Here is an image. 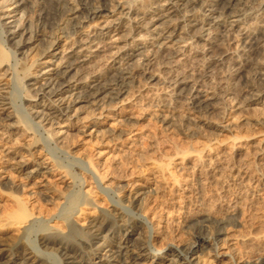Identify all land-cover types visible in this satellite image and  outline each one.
Instances as JSON below:
<instances>
[{
    "label": "rangeland",
    "instance_id": "374dc122",
    "mask_svg": "<svg viewBox=\"0 0 264 264\" xmlns=\"http://www.w3.org/2000/svg\"><path fill=\"white\" fill-rule=\"evenodd\" d=\"M33 1L35 2L36 6ZM61 1L62 0H59V3ZM75 1L76 0H73V2L69 1L71 4H69V2L63 4L62 1V3H60L61 5L58 6V0H29V2H32L33 4H28L27 6L28 9H26V11L28 13L26 12V20L28 21H24L23 25H29L28 28L30 27V33L35 36L36 41L32 45L34 49L31 47L32 50L29 51L30 49L27 47L19 48L16 56L17 60L19 61H17L15 64L11 61V50L7 45H5V51L8 57L7 60L2 62L0 65V74L6 69L11 68V70L8 69V72L15 73V80H13L14 83L10 84L8 81L9 77H0L1 84L5 83L7 86L10 84V87L7 89V91H9V93L11 92L9 96L11 99L9 102L12 103L10 104L12 105L11 107L9 105L4 107L6 111H0V131H7V135L5 134L7 139L5 141H0V166H4L6 164L5 161H3V156L5 155L6 151L3 152L4 148L2 147L5 145V143V148H10V152L19 151L18 154L22 155L23 153V155H26L27 151L31 149L27 145L29 144V141H31V137L33 139L34 136L36 140V145L34 147L35 149L33 148L32 150L34 152L32 158L34 159H46V161H49V163L54 166L55 163H57L58 166L61 165L60 167L63 166L64 169H66L65 172L67 170L75 172L80 168L87 170L89 169L87 160H95L103 165V169L106 170L109 168L108 170L115 172L114 175H116L117 180L114 185L109 186L110 188L108 190L111 189L110 191H105L103 188L101 189L103 191H96V189L93 188L95 186L92 180L88 179L87 176H84V181L85 179L87 180L84 182V186L86 187L83 186L82 192L86 190H88V193L93 191L90 193H93V196L91 197L93 199L95 198L94 204L96 203V207L95 205L83 207L81 205L80 207H77L78 209L80 208L83 210L78 214H81L80 217L78 216L77 218L78 222L76 221V227L79 225L80 228L88 227L92 220L101 219L102 212H107L111 209V205L108 203V200L110 203L111 201L113 203L117 201V199H120L122 202L124 201V203H126L128 202L127 200L131 199V197L133 198L134 194L130 193L131 191L129 192V187H123L126 186L125 183L134 180L147 183L150 181V179H152V176L155 174L157 169L163 167L166 173L164 175V185L162 186L159 193L153 195L154 197L152 195L149 196V198L147 197V199L144 201V206H142V210L143 212L148 213H146V216L149 220H152H150L152 224L158 223L162 224V226L169 224L168 226L170 227H172L174 224L172 228L173 230L170 228L171 230L168 231L167 235H171L170 238H174V243H178L177 246L182 248L184 242H189L191 240L192 233H196V227H191L190 230L187 231H185L186 229L184 230L183 227L181 228L183 225L182 219H184L185 216H191L197 213L199 206H203V204L206 205V208L208 209L209 207H212V211H215L217 214H219V209H221L217 204L219 202V198L222 196L220 199L224 198L223 201L225 199H231L230 192L222 193L219 190L221 182H224L223 177L216 175L214 180H206L207 178H203L201 183L202 185H199L200 182H198L195 170L193 169L194 166L192 165V160L190 159H193L194 155H200L205 163L203 171H205L207 168L208 169L205 172L210 171V168L212 166L214 167L213 159L216 155H227V153H229L228 144L233 138H235L234 136L240 135V137H243L242 139H244L245 136L251 137V135L255 134L253 137L257 139L259 138L258 136L262 135V131H264L263 114L253 109L241 112L244 104H246L245 99L248 98V93H245L253 87L260 88V86L264 84V47L262 46V49H258L259 47H257V49L254 48L256 50H250L248 46L242 49V45H240V39L243 37L246 40L248 36L252 37L253 35H264V12H262L260 15L258 13L259 16H257V12L259 10L258 7H261L260 3H264V0H239L240 4L238 3L239 6L237 7L240 8V10L238 8L237 9L238 12L241 11L240 14L242 15V19L240 18L241 21L239 22L240 24L238 23V26L235 27L234 30L231 29L233 28V25H230L229 23H224L222 24V27H218L217 29H214V27L211 28L209 35L210 37L204 38V40L207 38L208 41H203L194 36H197V28L201 27V23L203 24L205 21L208 22L209 19H204V17L199 14L198 11L190 13L189 15L192 17L196 14V18L199 23L196 27L188 29L191 31L189 36L194 37L191 39V42L189 41L190 44L192 43L191 45H188V43L187 45H184V43H178L177 46H185L183 49L178 48L181 53L177 51V48L168 50V52H164L163 54H161L159 51H157L158 49L155 48V52L153 47L148 46L150 43L153 44V41L148 40L149 37L144 31L139 34H133L130 33V30L127 28V30H120L118 35L112 40L104 38L103 41H101L102 43L99 44V48H93V52L90 54L93 56V58H91L88 63L81 67V71L79 70V78L88 77L86 79V84L90 82H92V85L95 84L94 82L100 84L107 81L109 78L110 80L114 79V74L116 73L117 75L119 73L118 68L120 66L122 67V65L127 67L128 64V68L131 69L134 67L132 68V70L135 69L133 71L134 75L132 74L130 78L127 77L124 79L122 84L123 86H121V89L118 91L120 94L118 92L109 94V91L105 92L106 94L102 93L95 100V103L97 104H94V106L90 105L92 102L91 100L89 101V104L87 102L77 103L75 107H73L74 109L77 108L74 118L72 117L70 121H65L63 120L64 118H62V121L60 119L59 124L57 125L59 128L63 126L66 127L68 124V127H66L68 134L67 137L64 138V141L62 140L63 143L54 144L48 140V131L51 129L57 130L58 128L55 127L56 125L52 126L53 128L51 127L50 129L48 126L43 127L45 130L44 133L43 129L41 130L39 127H37V125L30 121L29 117L27 116V114L30 112L28 109H31V112H38L42 110L41 107L34 108V106H32L35 101H38V103L40 102L39 98L41 95H35L36 99L33 98L35 101L32 100L33 102H29V100H31V94L27 93L24 85L33 84L35 82L33 79H28V77L24 75L25 73H22L23 70L21 68H23L22 66L27 64L30 59L32 60L35 58L36 60L40 58H38V56L42 54L44 49H47L44 47L47 45L46 42L48 43L49 39L56 31L54 27L61 22H59L60 19H63V10L66 11L69 8H72L74 6L72 4L76 3ZM83 1L87 4H85ZM111 1L112 4H117L118 2H127V5H129L135 13H137L142 12L143 10L146 11V9L148 12H154V8H156V4L160 0H139L140 2L131 0H82L85 6H91L88 8H92L93 5L97 6L98 4L100 5L105 2L109 3ZM226 1L227 0H220V4H224ZM243 2L246 3L244 4ZM56 3L57 5H55ZM150 6L152 8H150ZM1 7L2 5L0 4V12ZM1 15L2 14L0 13V16ZM76 16H78V19H76L77 21H82L81 25L85 27V33L88 35V37L80 36L79 40L84 39L82 40L83 42H81L85 44V39L87 41L96 39V35L94 34L100 33L99 28L102 26L101 22L105 19H95L92 16V18H85L88 16L87 12L85 11L77 12ZM190 16L188 19L190 20L189 24H193L195 21ZM175 18L176 17L173 19ZM76 20L74 22H77ZM14 25L15 24H9L2 28L0 43L3 46V36L7 35ZM69 27L66 31L68 32L70 30L71 33L74 32V28H72L73 26L70 25ZM205 28H208V26H205ZM245 28L249 30L247 31ZM70 32L68 35L67 33H64V35L62 34L60 37L58 36L61 45L67 41L69 44L74 43L73 40H75L77 36L74 35V33L72 35ZM229 32H233V35H231ZM235 32L237 33L235 34ZM222 33H225V35H223L226 36L227 40L222 35ZM70 34L72 36H69ZM140 35H143V37H139ZM235 35H237V39H231ZM110 36H113V33H111ZM70 37L73 40H71ZM119 37L120 40L115 41ZM133 37H136L135 39L140 40V43L142 41V44H145L144 54L140 56L137 55L141 52V50L143 51L144 49L136 50L134 52H130L132 56L127 57L124 61L120 60L118 55L121 54V50L125 47V43H130L129 39ZM183 37L187 38L185 34ZM18 39L19 36L14 38L15 41L13 40L10 42L11 47L15 46L13 44ZM177 39L178 38H175V40ZM70 40L73 42H70ZM94 43H96V41ZM262 44H264V42ZM78 45L81 46V43ZM142 46L144 45H140L139 47ZM65 48V46L62 47L60 53H58L59 55L57 54L56 57L50 60L52 64L58 65L56 71L60 70L59 64L65 60L64 58L70 56L65 54V52L68 51ZM78 49L79 48H77L76 51ZM241 49L243 51H241ZM23 52L24 54H28H25L24 57ZM166 54L167 56H165ZM202 54L205 55V57L202 56ZM162 55L165 57H162ZM32 56L34 57L31 58ZM150 56L151 58H149ZM147 58L149 62L147 61ZM164 60L170 65L168 63V65L164 63ZM117 62L120 63V66ZM143 63V68L147 67L146 69L149 70L147 71L150 72V75H143L141 74L142 72H139V69L143 66ZM145 63H147V65L150 67ZM49 67L55 69L53 65ZM3 75H5V73H3ZM151 75H155L154 80H147L146 78ZM145 80L147 81L145 82ZM181 80H184V84L182 83L179 88H181L183 91H180L181 89H173L174 85L177 84L176 82H181ZM39 85L40 84H36V86L29 88L31 90L33 88H37ZM21 86L23 87L21 88ZM85 88L86 87L82 86L77 91L80 90V93L83 92V94H85L84 92L87 91V88ZM195 91H199L200 94H203V97L200 99L203 102H208L207 99L209 97H212L213 99L211 102L212 107L210 106L211 108L209 107L206 110L207 112L205 111V114L203 112V115L201 114L202 116L200 114H198L199 116L195 115L192 112L191 105L189 104V101L191 103V96ZM34 92H38V90H35ZM115 93H118L119 95H116ZM105 95H107V97H105ZM71 98H68L66 102H72ZM263 99L264 95L259 101L262 102ZM251 104H253L251 106L252 108L259 107L257 103L252 102ZM102 106L104 107L102 108ZM25 111H28V113ZM238 112H240L239 115ZM72 114L73 111L70 112V115ZM87 114L90 115L88 119H81ZM6 115L9 117H5ZM14 115L18 118V122L20 119L23 121V123L21 122L17 124L19 126L17 131L22 132V135L18 137V142L15 144V146L12 145L9 147V144H7L9 141L7 142V140H13L17 137L13 129L10 126L7 127L9 124L14 125V121H17L16 119L14 120ZM31 115L35 117L34 115L38 114L33 113ZM76 118L79 119L77 120L78 122L76 121ZM3 120L6 121L4 122ZM55 121L57 120L55 119ZM92 122L100 125L103 129V132L97 134L96 136L93 134L88 136V134H90V132L93 130L91 127ZM257 122L263 124L259 125ZM13 125L11 126L13 127ZM26 125H28L27 127L30 129V131L27 130L28 133H24V131H26V127L24 126ZM231 126H238V129L235 128L233 131L224 130ZM221 127H224V129ZM171 142H174L173 144L176 143L175 145L178 147V151L181 149L180 152L184 150V153H180L174 157L172 155L173 150L169 149V147L172 145ZM244 144H246V142ZM246 150L249 153L252 149L251 147H246ZM12 156H14V154H12ZM112 158H115L113 163L110 161ZM249 164L252 166V168L254 167L251 160L249 161ZM8 174L9 175L0 173V177H8V182L7 179H0V236H8L12 234L11 230L4 232L1 230V224L4 221L2 217H4L5 213H7L6 211H9L11 207L10 198L12 195L20 197L29 209L35 211L36 216L39 215V219L44 220L45 217V219H47L50 217V214L54 209L56 211H53L52 213H56L58 211L57 209L60 208V201L58 202V205L51 207V204H47L45 202V197H47L48 194H46V196L41 194L38 195L36 192L38 190L33 186L30 187L33 180L23 179L22 176L13 171L9 172ZM59 177L60 175H55L53 178H49V186H54V188L57 190L65 191L63 187L65 179L61 180ZM3 184H5V186ZM8 184L9 186L7 187ZM116 184H119V189L115 186ZM187 187H189L190 190L186 189ZM67 191L65 192L67 193ZM99 191L102 193H99ZM31 193H33V195ZM115 193L120 195L119 198L116 197ZM80 194L81 193L78 194L80 196L78 197L82 199L83 193L81 195ZM257 202L256 207L254 208L255 210L248 208L245 209V211L247 210V214H249L248 216H245L247 218H244L246 221L244 219L242 221L240 217L238 220L236 218V221L234 220L235 222L232 221L231 227L233 225L234 226L229 229L232 231V238H235V236H241L243 233L246 235L249 233L259 234L264 232V188H261V198ZM213 205L216 208H214ZM56 207L58 208L56 209ZM144 209L146 210L144 211ZM125 213L130 214L131 211L129 209H125ZM40 214L42 217H40ZM249 216L255 220L253 225L249 220ZM171 222L175 223L172 224ZM33 230L36 231L37 228L34 227ZM33 230H30V236L27 235L26 242L28 243H33L34 235L32 236V234L35 232ZM61 230L62 232H65L64 228H61ZM137 231H134L135 233L132 232V234L134 236H138ZM211 246L212 245L210 244H206L203 246L204 249H202V251L201 248H199L201 254L199 252L198 254L200 256V261L202 262L201 264H217L215 263L216 260L213 258V252H209L212 250ZM225 246L226 245L223 247ZM237 249L241 250L239 247H237ZM156 252L157 250L155 249L151 250V252L148 254V262L146 264H148L149 261L153 259V256ZM177 259L179 260V258ZM180 261L181 264L185 263L183 260ZM194 262L195 261H193V263ZM229 263L251 264L250 261L242 260L237 262L236 259L234 262ZM164 264H168V262H165Z\"/></svg>",
    "mask_w": 264,
    "mask_h": 264
},
{
    "label": "bare ground",
    "instance_id": "6f19581e",
    "mask_svg": "<svg viewBox=\"0 0 264 264\" xmlns=\"http://www.w3.org/2000/svg\"><path fill=\"white\" fill-rule=\"evenodd\" d=\"M62 1L63 4L66 2L68 3L69 1L73 2V0ZM62 1L60 3H62ZM131 1L138 2L139 0ZM70 2L69 4H71ZM75 2V4H72L74 5L72 8H69L66 11L63 10V19H60L59 22H61L54 27L56 30L55 33L49 39L48 43L45 41L47 45L44 47L47 49H44L40 56L37 55L38 58H40L36 60L35 58L32 60L30 59L27 64H23L24 66L21 65L23 67L21 68L23 70L22 73L24 72V75L28 77V79H33L35 82L33 84L24 85L27 93L31 94V100H29V102H33L32 100L36 99L35 95H41L39 98L41 103H38V101L34 100L35 102L32 106H34V108L41 107L42 110L38 112H31V109H28L30 112L27 114L30 121L35 123V125H37V127H39L41 130L45 126H48L50 129L52 126L56 125L55 127L58 128L57 125L59 124L60 119L62 121V118H64L63 120L65 121H70L72 117L74 118V114H76L77 108L74 109L73 107H75L77 103L87 102L89 104V101L91 100L92 102L90 105L94 106V104H97L95 103V100L99 95L102 93L106 94L105 92L107 91H109V94L118 92L119 89H121V86H123L122 84L124 79L127 77L130 78L132 74L134 75L133 71L135 69L132 70L134 67L130 69L128 68L129 64L127 65L126 63L125 64L127 67H124L123 65L121 67L120 63L118 62L120 60L124 61L127 57L132 56L130 52L145 48V44H142V41L140 43V40L135 39L136 37L130 38V43H125V47L122 48L121 54L118 55L120 60L117 63L120 67L118 68L119 73L117 75L116 73L114 74V79L110 80L109 78V81L105 79L107 81H102L103 83L100 84L94 82L95 84L92 85V82L86 84V79L88 77L79 78L78 74L81 71V67L88 63L91 58H93V56L90 55L91 52H93V48H99V44L102 43L101 41H103L104 38L112 40L118 35L120 30H127V28L130 30V33L133 34H139L144 31L149 37L148 40L153 41V44L150 43L148 46L158 49L157 51L163 54L164 52H168V50L173 48H185V46H177L178 43H184V45H187L188 43L189 45V41L191 42V39L194 37L203 41H208L207 38V40H204V38L210 37L209 35L211 28L214 27V29H217L218 27H222V24L224 23L233 25V28L231 29L234 30V28L238 26V23L242 19V15L240 14L241 11L238 12V9L240 10V8L237 7L240 4L239 0H227L226 3L224 2V4H220V0H160L156 4L157 6L154 8V12H148L146 9V11L143 10L142 12L137 13H135L133 9L127 5V2H118L117 4H112V1L109 3L105 2L100 5L96 4L97 6L93 5L92 8H88L91 6H85L87 3L83 1L85 3L84 4L82 0H76ZM33 3L35 4L34 1ZM33 3H30L29 0H0V4L2 5L0 12L2 14L0 16V35L2 28H4L5 25L15 24L8 34L3 36L2 43L4 46L0 43V65L2 62L7 60L8 57L5 51V45H7L11 50V61L15 64L17 61H19L16 57L19 48L27 47L30 49L29 51L32 50V45L36 41L35 36L30 33V27L28 28L29 25H23V22L28 21L26 20V14L28 13L26 9H28V4L32 5ZM60 3L58 6L61 5ZM260 4L261 7H258L259 10L257 12V16L264 12V3ZM55 5H57V3ZM150 8L152 7L150 6ZM79 11L87 12L88 16L85 18L92 16L95 19H105L101 22L102 26L99 28L100 33L94 34L96 35V39L92 41H87L85 39V44L82 43V40L84 39L79 40L80 36L88 37V35H86L87 33H85V27L81 25L82 21L76 20L78 19L76 13ZM196 11H198V13L201 14L204 19H209V21H205L203 24L201 23V27L197 28V36L195 35L194 37H190L189 34L191 31L188 29L196 27L199 22L195 13V16L193 17L189 14ZM189 16L195 21L193 24H189ZM174 17L176 18L173 19ZM75 20L77 22H74ZM70 25L73 26L72 28H74V32L72 33L70 30L68 32L66 31ZM205 26H208V28H205ZM69 32L72 35L74 33V35L77 36L75 40L70 37L74 43L69 44L67 41L61 45L59 37L62 34L64 35V33H67L68 35ZM111 33H113V36H110ZM236 33L237 32H235V34ZM71 34L69 36H72ZM184 34L188 39L183 37ZM223 34L225 35V33H222V35ZM230 34L233 35V32ZM18 36L19 39L13 44L15 46L11 47L10 42H12L14 38ZM236 36L237 35L233 36L231 39H237ZM259 36H246V40L244 37L241 38L240 45H242V49L246 48L247 46L250 50H253L254 48L257 49V47H259L258 49H260L262 46L264 47V44H262L264 42V35L260 37ZM139 37H143V35H140ZM224 37L226 39V36ZM175 38L178 39L175 40ZM71 40L70 42H73ZM119 40L120 37L115 41ZM95 41L96 43H94ZM79 43H81V46L78 45ZM140 45L144 46L139 47ZM64 46L66 47L65 49L68 50L66 51L67 53L65 52V54L70 56L64 58L65 60L62 63H58L60 65V70L56 71L58 65L52 64L50 60L56 57V55L60 53L62 47ZM76 47L79 48L77 51ZM179 49L177 51L181 53ZM242 49L241 51H243ZM144 52L145 49L143 51L141 50V52L137 55H143ZM25 54L27 55L28 53ZM165 56H167V54ZM165 56L162 55V57ZM202 56L205 57L203 54ZM33 57L34 56L31 58ZM149 58H151V56ZM147 61L149 62L148 58ZM164 63L167 64L168 62L164 60ZM145 64L147 65V63ZM51 65H53L55 69L49 67ZM138 66L140 67L139 64ZM143 67L144 63L141 68ZM141 68L139 69V72H142L141 74L147 75L150 73L148 72L149 70L146 69L147 67L143 69ZM8 69L11 70V68ZM8 69L3 71L5 75L1 73L0 77H9L8 81L10 84H12L14 83L13 80H15V73L8 72ZM154 77L155 75H151L146 79L152 81L154 80ZM147 80H145V82ZM183 81H177V84L174 85L173 89H181L179 87L182 85ZM10 84L7 86L5 83H0V111H6L4 108L6 105H9L10 107L12 106L10 105L12 103L9 102L11 99L9 98L11 92L9 93V91H7V89L10 87ZM36 84L40 85L37 88L30 90V88L36 86ZM82 86L87 88V91L84 92L85 94H83V92L80 93V90L77 91ZM22 87L23 86H21V88ZM35 90H38V92H34ZM180 91L183 90L181 89ZM118 93L115 94L117 95ZM247 93L248 98L245 99L246 104L243 103L244 107L242 108V111L241 109L240 111L243 112L253 109L264 115V99L262 102L259 101L264 95V84L260 86V88L253 87L245 94ZM105 97H107V95H105ZM201 97H203V94H200L199 91H195L191 96V103L189 101L192 112L195 115H201L203 112L205 114V111L212 105V97H207L208 99L206 98L208 102H203L200 100ZM68 98H71L72 102H66ZM252 102L257 103L259 107L252 108ZM103 107L104 106H102V108ZM72 111L73 114L70 115V112ZM25 112L28 113V111ZM30 113L38 115H34L35 117H33ZM239 114L240 112H238V115ZM5 117L9 116L6 115ZM89 117L90 115L87 114L81 119L86 120ZM13 118L14 120H17L14 121L16 124H11L13 127L9 124L7 127L10 126L14 133H16L17 137L13 140H7V142L9 141V143H7L9 144V147L12 145L15 146V144L18 142V137L22 135V132L17 131V128H19L17 124L21 122L23 123L22 119H20L18 122V118L15 115ZM55 119L57 121H55ZM77 120L79 119L76 118V121ZM257 124L262 125L263 123L257 122ZM27 126L28 125L24 126L26 127V131H24L25 129L23 130L24 133H26L27 130L30 131ZM66 127H68V124ZM66 127H59L57 130L51 129L50 131H48L47 128V131L49 132L48 140L54 144L63 143L64 138H66L68 135ZM91 127L93 130L90 132V134H88V136L91 134L96 136L97 134L103 132L102 127L95 122H92ZM221 128L224 129V127ZM235 128L238 129V126H231L224 130L233 131ZM6 132H3V130L0 131V141H5L7 139L5 137V134L7 135ZM43 132L45 133L44 129ZM262 132V135L258 136L259 138L257 139L253 137L255 134L251 135V137L245 136L246 138L244 137V139H242L243 137H240V135L234 136L235 138H233L228 144L229 153H227V155H216L213 159L214 167L212 166L213 168L211 167L210 171L205 172L208 168L203 171L205 163L200 155H194L193 159H190L192 160V165L194 166L193 169L195 170L198 182H200L199 185L202 183L203 178H207L206 180H214L216 175L223 177L224 182H221L219 190L222 193L230 192L231 199H225L223 201L224 198L220 199L222 196L220 198L218 197L219 202L217 204L221 208H218L220 211L219 214H217L215 211L214 213L212 211L213 209H211L212 207L210 208L208 206V209L206 208V205L203 204V206H199L197 213L191 216L189 214V216H185V218L182 219L183 225L181 224V228L183 227V229H186L185 231H187L190 230L191 227H196V233H192L191 240L189 242H184L182 248L177 246L178 243H174V238H170V233V236L167 235L168 231L173 228V223L175 222H171L173 224L172 227L168 226L169 224H165L163 226L162 224L158 223L152 224V220L150 219V221L146 216L147 212H143L142 210V206H144V201L147 199V197L149 198V196L159 193L162 186L164 185L163 181L165 177L164 175L166 173L163 167L158 168L155 174L152 176V179H150V181L147 183L143 181L142 183L141 181L139 182L136 180L125 183L126 186L123 187H129V192L131 191L130 193L134 194L133 198L131 197V199L127 200L128 202L126 203H124V201L122 202L120 199H117V201L113 203L112 201L110 203L108 200V203L111 205V209L107 212L103 211L101 219L92 220L90 225L85 228H80L78 225V228L76 227V221L78 222L77 218L81 215L78 214L83 210L80 208L78 209L77 207H80L81 205L82 207L90 205H95L96 207V203L94 204L95 198L93 199L91 197L93 196V193H90L93 191L88 193V190H83L84 192H82V188L85 185L84 182L87 180L85 179L84 181V176H87L88 179L92 180L95 186L93 188H95L96 191L101 190L102 188L105 191H110L111 189L108 190L110 188L109 186L114 185L117 180L116 175H114L115 172L108 170L109 168L106 170L103 169V165L95 160H87L89 169H85L86 171L80 168L75 172H71L70 170L65 172L66 169H64L63 166L62 169L60 164V166H58L57 163H55L54 166L51 165L49 161H46V159H34L32 158L34 153L32 150L36 145L34 136L33 139L31 137V141H29V144L27 145L31 149L27 151L26 155H23V153L22 155L18 154L19 151L10 152V148H5L6 143L4 142L5 145L2 147L4 148L3 152L6 151V153L3 156V161H5L6 164L4 166H0V173L9 175L8 173L13 171L22 176L23 179L33 180L30 187H35L38 190L36 191L38 195L41 194L46 196V194H48V196L45 197V202L47 204H51V207H55V205H58V202L60 201V208L56 207V209L58 208V211L56 213H52L53 211H56L54 209L51 212L52 215L50 214V217H48L46 214L48 217L47 219H45L46 215L44 216V220L39 219V215L36 216L35 211L29 209L20 197L12 195L10 198L11 207L9 211H6L7 213H5V215L3 214L4 217L2 218L4 221L1 224V230H3V232L11 230L12 234L8 236H0V264H146L148 262V254L152 249L157 250V252L154 254L153 259L149 261L148 264H164L165 262H168V264H181L180 260H183L185 262L184 264H201L202 262L200 261L198 252L201 254L202 249H204L203 246L206 244L212 245V250L209 252H213V258L216 260L215 263L217 264H226L229 262L232 263L235 261V259L237 262L247 260L250 261L251 264H264V232L259 234L249 233L246 235L243 233V235L240 234L241 236H235V238H232V231L229 230L234 226L233 225L231 227L232 221H236V218L238 220L239 217L242 221L244 218H247L245 216H248L249 214H247V210L245 211V209L248 208L255 210L254 208L258 203L257 201H259L261 198V188H264V131ZM245 142L246 144H244ZM173 143L172 145L170 144L171 147H169V149L173 150L172 155L174 157L180 153H184V150L180 152V149L178 151V147L175 145L176 143ZM246 147H251L252 150L248 153V149L246 150ZM12 154H14V156H12ZM114 159L115 158H112L110 161L113 163ZM250 160L252 161L255 169L254 167L252 168V166H250ZM55 175H60L59 178L61 180L65 179L63 187L65 191H68L66 193L63 189L62 190L66 194L63 191L57 190L54 188V186H49V178H53ZM0 179H7L8 182V177L1 176ZM3 185L5 186V184ZM115 186L119 189V184H116ZM189 187L186 189L190 190L191 187ZM101 191H99V193ZM77 193H83L82 199L79 198L80 196ZM117 193H115V195L117 198H119L120 195ZM31 194L33 195V193ZM214 208L216 207L214 206ZM125 209H129L131 213L126 214L127 212L125 213ZM145 210L146 209H144V211ZM40 217H42L41 214ZM249 220L253 225L255 220L250 218V216ZM34 227L37 228L36 231L33 230ZM61 228H64L65 232H62L63 229L61 230ZM30 230L35 231L33 232L34 234H32V236L34 235L33 243L26 242L27 235L30 236L31 234ZM134 231L138 232V236H134L132 234ZM224 245L226 246L223 247ZM237 247H239L241 250L237 249ZM199 248H201V251H199ZM177 258H179V260ZM193 261L195 262L193 263Z\"/></svg>",
    "mask_w": 264,
    "mask_h": 264
}]
</instances>
